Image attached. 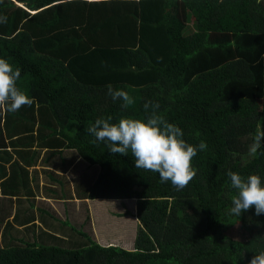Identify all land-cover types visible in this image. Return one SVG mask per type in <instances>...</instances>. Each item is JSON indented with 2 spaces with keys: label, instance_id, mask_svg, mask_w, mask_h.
Wrapping results in <instances>:
<instances>
[{
  "label": "trees",
  "instance_id": "16d2710c",
  "mask_svg": "<svg viewBox=\"0 0 264 264\" xmlns=\"http://www.w3.org/2000/svg\"><path fill=\"white\" fill-rule=\"evenodd\" d=\"M0 15L7 17L0 58L20 70L17 86L34 100L0 114V192L25 189L28 198L35 148H72L97 165L80 196L134 197L138 220L131 248L99 244L82 230L86 240L66 247L28 223L29 211L25 230L38 233L11 235L18 228L4 221L15 242L3 237L0 264H249L264 252V214L254 206L239 218L229 214L236 189L227 176L257 174L264 184V147L255 157L249 152L264 129V0H0ZM109 84L135 104L122 108ZM147 101L159 103L158 114L188 144L207 145L193 157L196 175L183 189L135 168L131 153H110L87 130L100 117L146 120ZM234 221L243 229L238 238L226 232Z\"/></svg>",
  "mask_w": 264,
  "mask_h": 264
},
{
  "label": "clouds",
  "instance_id": "9594fccd",
  "mask_svg": "<svg viewBox=\"0 0 264 264\" xmlns=\"http://www.w3.org/2000/svg\"><path fill=\"white\" fill-rule=\"evenodd\" d=\"M74 0H61V3H73ZM85 3H110L111 0H82ZM139 3L140 0H132ZM262 0H256L260 4ZM7 17L0 15V24H6ZM20 70L14 68L6 59L0 58V114L14 113L23 106H31L33 98L17 86ZM108 95L113 101L121 100V107L128 109L135 104L134 98L125 90L107 86ZM145 112H150L146 120L121 118L117 123H110L111 117L97 118L88 127V132L97 141L105 142L112 154L131 155L135 159V168L159 174L162 183L170 181L172 186L183 189L196 175L192 159L198 149L204 151L207 145L201 141L198 146L188 144L183 139V131L169 123L158 114L159 103L147 101L143 105ZM264 147V129L257 130L249 147L255 157ZM231 186L236 189L232 197L229 214L235 217L254 206L257 216L264 214V184L257 174L246 178L228 170ZM136 207V205H135ZM249 264H264V252L254 255Z\"/></svg>",
  "mask_w": 264,
  "mask_h": 264
},
{
  "label": "rangeland",
  "instance_id": "374dc122",
  "mask_svg": "<svg viewBox=\"0 0 264 264\" xmlns=\"http://www.w3.org/2000/svg\"><path fill=\"white\" fill-rule=\"evenodd\" d=\"M48 152H53V151H48ZM76 156L77 154L73 149V150H67L63 153L60 152V153L51 154L50 156H48L49 162L44 160L45 165L49 167L52 165V167L54 168L56 167L57 169H59L58 168V164H59L62 168H64L63 170L65 174H62L64 178L61 175H57L58 180L60 181L59 183L60 186L58 189H60L61 191H64L67 188V181H68V183L71 185V192L74 193V186L72 184L74 183L76 178L79 177L78 181L80 180V183H81L83 179L91 180L93 176L95 175V172L97 170V165L95 164L88 165L84 160ZM61 157H63V159H61ZM41 160L42 158H40V161ZM49 171L51 170L46 169V172H49ZM46 172H43L44 173L42 175L43 183L40 184V186H39V179L38 178L36 179L37 175H35V185L33 187L34 190H37L38 192L39 191L43 192V190H45L44 186L46 185L44 183L56 184V182L53 181ZM80 188L82 189L83 186H80ZM69 192H70V189H69ZM76 194L79 197L80 195H82V191L80 192L77 191ZM84 198H88V197H84ZM119 198H122V197H119ZM124 198L125 199H124V202H122L123 203L122 205L120 204V200H118L117 198L115 199V202H112L111 200L92 201V207H93V210H95L94 229H95V232L97 231V233L101 235V237L110 239L111 243L109 244H115L118 246L122 245V247L128 246L129 248H131L133 237H134V231L136 228L134 226V222L131 220V210H135L136 200L134 197H130V196H125ZM22 201H24L23 203L25 204L22 210L19 209V206L22 207L21 206L22 203L19 204V202L16 201V210L18 211V212L16 211V214L26 215V213L30 211L32 212L33 215L37 214L38 219L39 217L42 218L43 216L48 215L47 213L41 214L39 212V207L47 209V207L43 203L36 202L35 204L34 200L31 197H28V199H23L21 200V202ZM71 201H73V199H71L69 203H67L64 206V208L67 209L69 213H66V215H63L60 220V223L64 225V227L63 226H60V227L63 228L64 231H65V228L67 229L66 236L58 240L57 243L53 242L54 244H58V245L66 246V247L77 246L78 244L86 240L84 236L78 233L80 230L86 232L87 234L89 233V235L91 233V229L89 226V216L87 215L85 205L81 206V209L79 210V213H78V211H75L74 207L71 206L73 205ZM54 203H57V202H54ZM33 205H35L34 208H33ZM117 206H119L118 207L119 211L123 213L125 212L124 210L126 209L127 213L121 214L119 215V217L114 216V220L108 219L104 216L105 213L107 214L115 213ZM1 212L2 211H0V215H1ZM71 215L74 218L71 219L70 217ZM124 217L128 219H123ZM2 222L0 221V245L3 244L2 242L3 237H5L7 241L10 240V242H15L9 238V235L6 231H3L4 223L2 224ZM37 231H38V228H34L32 231L31 229H28V230L24 229V230H19V232H14V228H10L11 235H13V233H17L18 236L27 237L28 240L32 238L31 236L32 232L36 234ZM226 232L232 237L238 238L242 234L243 229L239 227L238 221H234L232 225L226 229ZM42 239L50 240V238H47L46 234L42 235ZM40 240L41 239L36 238V241L40 242Z\"/></svg>",
  "mask_w": 264,
  "mask_h": 264
},
{
  "label": "crops",
  "instance_id": "0c3cea01",
  "mask_svg": "<svg viewBox=\"0 0 264 264\" xmlns=\"http://www.w3.org/2000/svg\"><path fill=\"white\" fill-rule=\"evenodd\" d=\"M3 135L6 136L4 134V130H2ZM6 138V137H5ZM6 146L11 149L10 143L8 141H6ZM67 150H73L72 148H61L60 150H51L48 149L46 147H41V148H35L34 150V156H33V160L30 162L31 164L28 166V176L30 178V188L32 191V195H29L28 197L33 198L34 203L36 204V202H41L43 203L47 209L43 208V213H47V216H43V220L45 221L44 223L40 224V219H38L37 214L33 215V218H30L28 220L29 222H33L35 224V227H40V225L42 226V228H44L45 230L50 231L51 233H54L55 235H57L58 237L64 238L66 236V228L65 231L63 230V228L60 227L59 221L57 218L61 219V217L63 215H66V213H69L67 211V209L64 208V206L69 203V201L71 199H73L71 206L74 207L75 211H78L81 209L82 205H85L86 211H87V215L89 216V226L91 229V233L90 236L92 237V239H94L96 242H98L99 244L102 245H108L109 243H111L110 239L107 238H103L101 237V235H99L97 233V231L95 232L94 229V219H95V210H93L92 207V201H109L111 200L112 202H115V199L117 198L118 200H120V204L122 205L124 202L125 198H119V197H94V198H82L81 196H77L76 192H80L82 191V189L80 188V186H83V181L80 183V180L78 181L79 177L76 178V180L74 181V183L72 184L74 186V193L71 192V185L68 183L67 181V185H68V189L61 191L59 188V183L60 181L58 180L57 175H61L63 178L64 176L62 174L64 173V168H62L59 164H58V168L61 169H57L56 167H52V165L49 167L47 165H45L44 160H46L47 162H49L48 156H50L51 154L54 153H63ZM48 151H53V152H48ZM30 154V153H29ZM77 154V153H76ZM76 157H79V155L77 154ZM40 158H42V160L40 161ZM80 158V157H79ZM61 159H63V157H61ZM46 169H49L51 171V176L50 178L56 182V184H48V183H44L46 184L45 190H43V192L41 191H37L34 190L33 187L35 185V175H37L36 179H39V186L40 184H42V175L44 174L43 172H46ZM55 172V173H54ZM47 173V172H46ZM3 180V175H0V181ZM78 190H77V189ZM40 189V188H39ZM70 189V192H69ZM25 193H28L27 191H25V189L21 190L20 192H17L16 195H11L10 193H3L0 192V211L4 212V217H3V222L4 221H9L12 222V225L15 226V228L17 227V230H14V232H19V230H24L25 229V217L26 215H18L15 214V216L13 218H11L12 213H14V211L16 212V201L19 202V204H21L22 207L19 206V209L22 210V208H24L25 204L23 203L24 201L21 202V200L23 199H28L26 198ZM57 202V203H54ZM119 204V205H120ZM136 205V204H135ZM58 206V207H57ZM35 207V205H33V208ZM117 209L115 210V213L110 214V213H105L104 216L108 219H113L114 220V216L119 217V215L121 214H126V213H122L121 211ZM69 210V209H68ZM124 211H127L126 209ZM18 212V211H17ZM135 210H131V220L134 222V226H137L138 220L136 219L135 215H134ZM83 216V215H82ZM71 219L74 218L72 215L70 216ZM82 219V217H81ZM123 219H128L126 217H124ZM80 221V220H79ZM27 223V224H28ZM60 228V229H59ZM136 229V228H135ZM38 233V231H37ZM44 233H42L43 235ZM89 234V233H88ZM15 236L17 235V233L14 234ZM41 235V237H42ZM47 238H49L47 235ZM57 237V238H58ZM45 241H50L48 239H45ZM52 242V241H51ZM122 246V245H121ZM124 248H129L124 247Z\"/></svg>",
  "mask_w": 264,
  "mask_h": 264
}]
</instances>
